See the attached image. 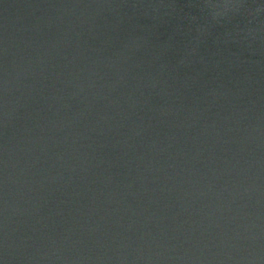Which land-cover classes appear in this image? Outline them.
Masks as SVG:
<instances>
[{"label":"water","instance_id":"1","mask_svg":"<svg viewBox=\"0 0 264 264\" xmlns=\"http://www.w3.org/2000/svg\"><path fill=\"white\" fill-rule=\"evenodd\" d=\"M0 264H264V0H0Z\"/></svg>","mask_w":264,"mask_h":264}]
</instances>
